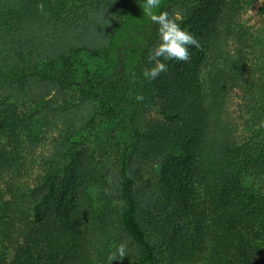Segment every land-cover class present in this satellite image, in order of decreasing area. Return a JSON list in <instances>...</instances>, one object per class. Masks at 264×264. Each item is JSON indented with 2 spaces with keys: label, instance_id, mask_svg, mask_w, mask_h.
Instances as JSON below:
<instances>
[{
  "label": "trees",
  "instance_id": "trees-1",
  "mask_svg": "<svg viewBox=\"0 0 264 264\" xmlns=\"http://www.w3.org/2000/svg\"><path fill=\"white\" fill-rule=\"evenodd\" d=\"M256 1L212 3L203 20L194 0H166L156 11L183 14L181 28L201 47H189L187 63L166 61L168 71L149 81L142 71L154 66L148 57L159 36L144 0H0V87L12 99L77 88L80 123L106 129L121 239L135 250L130 264H264V23L250 30L236 22ZM230 39L240 42L237 54ZM237 87L245 136L234 140L223 135V117ZM158 96L174 118L162 126L144 117ZM208 111L203 157L194 144ZM177 150L185 157L174 156ZM150 160L162 164L156 177L145 166ZM0 162V177L11 175L0 205V264H31L24 248L44 222L43 209L59 201L58 161L50 158L35 174L0 149ZM206 236L214 242L196 248Z\"/></svg>",
  "mask_w": 264,
  "mask_h": 264
},
{
  "label": "rangeland",
  "instance_id": "rangeland-1",
  "mask_svg": "<svg viewBox=\"0 0 264 264\" xmlns=\"http://www.w3.org/2000/svg\"><path fill=\"white\" fill-rule=\"evenodd\" d=\"M165 1L161 0V4ZM262 1L257 0L248 10L241 11L236 22L250 30L259 28L264 23V16L258 14ZM221 2L209 0V5L202 7L200 0H194L199 8L195 12L202 13L201 18L206 20L205 16L212 13V3L216 6ZM175 15L181 18L178 22L182 25L185 16L179 12ZM218 28L221 30L224 26L218 25ZM227 44L234 54L241 49L238 39H230ZM83 59L89 60V57L83 56ZM89 68L86 70H93L92 66ZM77 70L78 80H81L85 76L84 68L78 66ZM35 94L40 92L35 91ZM78 94L73 86L66 90L54 89L39 98L27 96L12 99L7 90L0 87V149L14 152L20 158V164L31 168L35 174L42 166H48L50 158L58 161L59 201L43 209L44 222L35 229L36 233L24 249L28 251L30 248L31 264H109L108 255L118 245L125 243L126 257L112 264H130L135 250L127 240L121 239V204L115 170L105 157L108 153L105 148L109 147L104 133L106 129L100 130V124L92 121L80 123L84 114L80 111L82 106ZM162 99L158 96L156 105L146 106L148 111L144 116L157 126L174 120L168 116L169 111L162 109ZM225 103L223 135L227 134L234 140L242 139L245 131L242 130L244 113L241 89L237 87L232 90ZM210 121L213 119L208 111L203 135L200 133L194 144V149L203 157L211 132ZM173 155L185 157L181 150ZM155 159L161 158L156 154ZM146 165L153 167L155 177L162 171L161 163L154 164L150 160ZM10 180L8 173L0 177V205L2 197L8 198L5 186ZM213 242L212 237L206 236L195 246L199 248L202 244L206 246ZM13 253L16 251L10 252L11 258Z\"/></svg>",
  "mask_w": 264,
  "mask_h": 264
},
{
  "label": "clouds",
  "instance_id": "clouds-1",
  "mask_svg": "<svg viewBox=\"0 0 264 264\" xmlns=\"http://www.w3.org/2000/svg\"><path fill=\"white\" fill-rule=\"evenodd\" d=\"M161 0H144L143 13L150 21L158 25L159 42L151 48L148 60L154 62V66L143 69L142 75L149 81L155 80L161 73L168 71L166 61H178L187 63L191 59L189 47L196 49L201 47L198 39L185 29L181 28L178 22L181 18L178 15L170 16L167 11L156 10L160 8ZM37 8L44 13V4L40 3ZM136 101H143L142 94L135 96ZM119 257V259H118ZM126 257V244L121 243L114 252L108 255V262L121 260Z\"/></svg>",
  "mask_w": 264,
  "mask_h": 264
}]
</instances>
